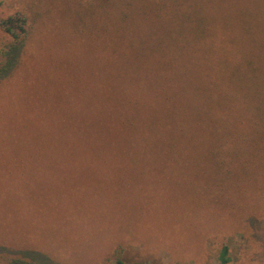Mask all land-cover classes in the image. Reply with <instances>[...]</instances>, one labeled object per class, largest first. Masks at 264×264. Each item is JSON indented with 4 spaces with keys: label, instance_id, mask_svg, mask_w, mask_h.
Segmentation results:
<instances>
[{
    "label": "rangeland",
    "instance_id": "1",
    "mask_svg": "<svg viewBox=\"0 0 264 264\" xmlns=\"http://www.w3.org/2000/svg\"><path fill=\"white\" fill-rule=\"evenodd\" d=\"M87 3L0 0V264H219L224 246L228 264H264V190L220 203L187 159L22 158L47 125L96 111L82 93L107 75Z\"/></svg>",
    "mask_w": 264,
    "mask_h": 264
},
{
    "label": "trees",
    "instance_id": "2",
    "mask_svg": "<svg viewBox=\"0 0 264 264\" xmlns=\"http://www.w3.org/2000/svg\"><path fill=\"white\" fill-rule=\"evenodd\" d=\"M87 4L107 75L95 93H82L96 111L76 108L70 121L47 125L20 148L22 158L53 149L67 160L187 159L214 179L220 203L226 191L264 190V0ZM11 21L2 22L9 31ZM228 255L224 246L219 264Z\"/></svg>",
    "mask_w": 264,
    "mask_h": 264
}]
</instances>
